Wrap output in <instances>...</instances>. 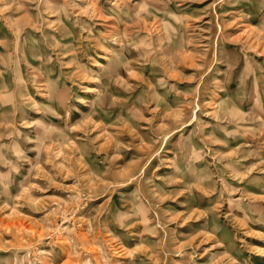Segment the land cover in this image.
Wrapping results in <instances>:
<instances>
[{
    "label": "rangeland",
    "instance_id": "rangeland-1",
    "mask_svg": "<svg viewBox=\"0 0 264 264\" xmlns=\"http://www.w3.org/2000/svg\"><path fill=\"white\" fill-rule=\"evenodd\" d=\"M0 264H264V0H0Z\"/></svg>",
    "mask_w": 264,
    "mask_h": 264
},
{
    "label": "bare ground",
    "instance_id": "bare-ground-1",
    "mask_svg": "<svg viewBox=\"0 0 264 264\" xmlns=\"http://www.w3.org/2000/svg\"><path fill=\"white\" fill-rule=\"evenodd\" d=\"M112 57H113V55L111 57H108V59H107L108 60L107 69H110V70H114L115 69V65L112 66L113 65V62H114ZM115 64H116V62H115ZM36 81L41 85L42 88H46L45 94H47L49 96L51 94V90L49 88H54L55 89V87H56L55 84H54V82L51 80L50 75H47L46 77H42L40 79H37ZM44 97L46 98L47 96L45 95ZM56 99H59V98H56ZM51 100H53V99H51ZM50 107H54V104L53 103H50V102L49 103H46L45 101L43 102V108L46 109V108H50Z\"/></svg>",
    "mask_w": 264,
    "mask_h": 264
}]
</instances>
